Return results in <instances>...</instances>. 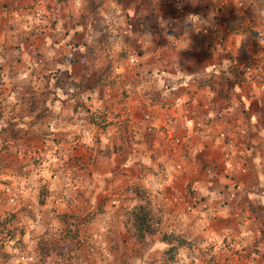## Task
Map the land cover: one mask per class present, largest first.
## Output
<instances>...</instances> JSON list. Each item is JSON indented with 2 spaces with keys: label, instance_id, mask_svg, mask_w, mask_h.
Here are the masks:
<instances>
[{
  "label": "crops",
  "instance_id": "crops-1",
  "mask_svg": "<svg viewBox=\"0 0 264 264\" xmlns=\"http://www.w3.org/2000/svg\"><path fill=\"white\" fill-rule=\"evenodd\" d=\"M48 133L79 134L76 186L36 166ZM138 188L194 243L182 263L264 264V0H0V213L109 264Z\"/></svg>",
  "mask_w": 264,
  "mask_h": 264
},
{
  "label": "rangeland",
  "instance_id": "rangeland-1",
  "mask_svg": "<svg viewBox=\"0 0 264 264\" xmlns=\"http://www.w3.org/2000/svg\"><path fill=\"white\" fill-rule=\"evenodd\" d=\"M39 17L40 15L37 12L35 18L38 19ZM53 18L55 19V16H53ZM48 21H51V18L48 19ZM144 28L147 30L146 36L148 35L150 37V33L148 32L149 28ZM162 34L167 35V32L164 31ZM110 36H112V34ZM107 50V54H109L110 57L114 55V47L107 48ZM130 59L131 57L129 60ZM132 59L134 61H129V63L136 64V58L133 56ZM78 130H80L79 125ZM43 145L44 148H42L41 153L38 154V156L36 155V166L43 169L47 173L48 177L63 178V180L67 183V186L69 184L76 186L78 183L77 171H81L86 168L84 163L81 161L84 154L83 151H80L81 144L79 134L73 133L68 135L66 138H60L57 135L48 133L46 141L43 142ZM84 173H89L90 175L92 171L87 170L84 171ZM98 179H100V177H98ZM79 189L80 188L77 190ZM137 191H139V189ZM85 193L78 192V198H82L83 195L88 197V193ZM85 196L83 199H85ZM83 204L86 203L83 201ZM18 212L15 214L0 213V264H40L39 262H41V264H51L52 262L55 264H70L72 257H74V254L70 251L74 247L73 242L70 243V241H68L69 239L62 233L55 234V238L53 240H49L55 244L53 246L54 249L51 250L52 256L48 258L43 256L42 249H45L44 247L47 246L46 242H44L45 237L42 235H36L34 232L35 223L33 220L32 222L29 221V223L24 225L21 211L19 213ZM154 215L155 213L153 212L151 223L153 231H157V224ZM88 217H90V214L89 216L87 215V217L86 215L82 216L81 220L85 221ZM203 217H205L206 225H209L208 222L215 218L216 215L204 213ZM21 228L24 229L23 235H20ZM160 234V236H162V233ZM75 235L80 236V232L76 231ZM134 239L136 238L134 237ZM176 243H178V241H176ZM153 245H156L155 241L153 242ZM164 245L165 244H158L159 248L164 247ZM193 246V242H191V246H179L175 249L177 251L176 255L173 258L166 259V257L160 255V253L152 256L143 254L140 252V248L144 249L147 246H145L142 241L140 242L136 239L135 241L128 243V250L124 253L125 255H122L123 257L112 256L109 264H116L117 260L121 259L125 260V264H186L182 263V259L184 258L183 256L188 253ZM130 247L133 248L131 249ZM57 252L60 254H57ZM186 260L189 261L188 258ZM196 263L199 264V262Z\"/></svg>",
  "mask_w": 264,
  "mask_h": 264
},
{
  "label": "trees",
  "instance_id": "trees-1",
  "mask_svg": "<svg viewBox=\"0 0 264 264\" xmlns=\"http://www.w3.org/2000/svg\"><path fill=\"white\" fill-rule=\"evenodd\" d=\"M60 60L64 62H68V61H73L74 59L68 60L67 58L65 59L62 58ZM58 72H59V69L57 71L55 70V72L50 71L46 74V77L49 79L50 76H52L53 74H57ZM64 82L66 81L59 77L55 78L56 84H62ZM66 100L74 101L73 95L67 96ZM77 105H78V102L75 101L74 110H76ZM138 189L139 191H137ZM138 189H136V194L138 198L140 199V203L131 207L127 211H125V216L127 220L126 224H128V222H131L132 224V227H131V229H133L132 236L135 237L138 241L140 242L142 241V243H144L145 246L153 247V249L158 251V252H155V254L160 253V255L166 257V259L173 258L176 255L177 251L175 249H177V247L179 246L182 247L183 245L191 246V241H188L180 232H171V233L164 232L162 236L158 237V239L154 240L152 238L154 234L161 232V231H158V229L161 227L160 226L161 219H159L158 215H154L156 219V224H157V231L155 230L153 231V227L151 223L152 218H153V208H152L150 197L148 195V192L145 189H140V188ZM42 201L43 199H40V202ZM11 214H15V213H11ZM71 231L72 230H69V232L67 233V237L69 239L74 238V233ZM23 234H24V229L21 228L20 235H23ZM154 241L156 245H153ZM176 241H178V243H176ZM44 242H46L47 246L44 247L45 249H42V253H43L42 255L46 256L47 258L51 257L52 256L51 250L54 249L53 246L55 244L52 243V241H48V240ZM159 243L165 244L164 247L159 248L158 246ZM261 253L263 254V257H264V251H261ZM57 254H60V253L57 252ZM39 263L41 264V262Z\"/></svg>",
  "mask_w": 264,
  "mask_h": 264
},
{
  "label": "built area",
  "instance_id": "built-area-1",
  "mask_svg": "<svg viewBox=\"0 0 264 264\" xmlns=\"http://www.w3.org/2000/svg\"><path fill=\"white\" fill-rule=\"evenodd\" d=\"M129 61L133 62L134 60L131 58ZM170 197H171V200L176 204H179L182 206L188 205L186 195H184V193L177 191L176 189L171 190Z\"/></svg>",
  "mask_w": 264,
  "mask_h": 264
}]
</instances>
